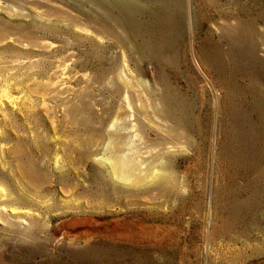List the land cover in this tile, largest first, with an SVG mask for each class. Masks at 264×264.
<instances>
[{
    "label": "rangeland",
    "instance_id": "374dc122",
    "mask_svg": "<svg viewBox=\"0 0 264 264\" xmlns=\"http://www.w3.org/2000/svg\"><path fill=\"white\" fill-rule=\"evenodd\" d=\"M7 1L0 0V30L11 27L14 40L5 47L0 43V73L9 74L11 82L38 71L92 74V79L73 81L79 91L70 90L69 95L79 109H72L71 116L66 117L61 107L46 113L40 105L32 107L34 112H11L10 124L17 127L11 128L8 145L17 149H9L8 159L15 167L19 161L33 162L56 186L55 198L65 194L59 185H75L71 201L89 199L91 209L74 215H58L56 210L33 232L12 225L11 210L3 211L8 219H0V264H219L224 259L216 261L213 244L216 236L220 241L218 232L234 237H226L224 243L231 242V263L240 264L238 246L257 235L258 219L264 214V0H136L144 10L136 16L140 24L134 39L112 18L100 20L97 15L102 12L92 0ZM155 14L162 20L155 21ZM143 37L160 50L137 53L135 44ZM117 71L133 74L141 90L158 82L156 92L181 99L175 108L179 124L164 120L152 107L154 122H141L137 129L124 114L107 115L109 106L116 110L126 104L119 86L108 84ZM142 93L149 103L145 90ZM52 112H57V119ZM74 112L88 117V123L72 120ZM123 124L133 134L128 139L143 162L141 172L158 160L157 164L171 162L179 189L150 197L134 191L141 189L131 182L103 179V166L95 157L106 156L108 139L100 141L98 153L84 155L75 138ZM54 134L61 142L57 167L43 161L54 152Z\"/></svg>",
    "mask_w": 264,
    "mask_h": 264
},
{
    "label": "bare ground",
    "instance_id": "6f19581e",
    "mask_svg": "<svg viewBox=\"0 0 264 264\" xmlns=\"http://www.w3.org/2000/svg\"><path fill=\"white\" fill-rule=\"evenodd\" d=\"M4 2H8V1L4 0ZM92 3L98 10H100L102 12V13L97 15L98 18H100V20L106 21L107 19L112 18L119 26H121L122 28H124L128 32L130 37H132V38L138 37L137 33L139 32V30H138L137 25L140 24L139 23L140 19H138L136 16L138 13L143 12V10H144V8L141 6V4L139 2H137L136 0H92ZM1 5L2 4H0V6ZM9 7L10 6L8 5V3L5 5L3 4V8L5 9V11ZM161 8H163V6ZM167 10L169 11L168 8H167ZM148 12H149V10H148ZM170 12H168V13H170ZM172 12H173V10H172ZM156 13H158V12H156ZM141 15H142V13H141ZM149 16H151V15H149ZM169 16H166V17H169ZM171 16H174V15H171ZM155 17H156L155 21L162 20V18H160L161 16L159 17V14H155ZM151 19L152 18H150V20ZM0 24L2 26V23H0ZM10 29H12V28L10 27ZM10 29H9V27L5 26L4 30H3V28H2V30H0V43L3 47L7 46L10 43L11 39L14 40V38L11 37V35H10ZM19 38H22V37H19ZM19 38H18V40H20ZM29 39H32V38L31 37L28 38V41H30ZM35 40H37V38ZM20 41H22V40H20ZM31 42L33 43V41H31ZM35 43L38 44V40L35 41ZM154 44H156V43H154ZM135 48L137 50V53L138 52L146 53V52L155 51V50H156L155 52H158L160 50V47L158 45L153 46V43L146 40L145 38L142 41L136 42ZM151 53H153V52H151ZM5 55H3V56H5ZM144 59H145V57H144ZM5 61H7V60H5ZM22 63H23V61H22ZM1 64H3V63H1ZM26 66H28V65H26ZM5 67H6V65H5ZM6 68L8 69L9 67H6ZM3 69H5V68H3ZM7 69H5V70H7ZM62 70L63 69H60L59 72L55 71L53 73H47L46 75L39 73L40 71H38V73L32 72L33 74L29 75L30 72L28 71L29 73L27 75H25V78H23L20 75L22 78L21 79L17 78V80H14L15 82H11L13 79L10 81L11 78H10L9 74L7 75V74H2V72L0 73L1 74V77H0V219L7 220L8 217L4 215L5 212H3V211H10L11 210V212H9V213H11L14 216L13 218H15L14 221L11 222V224L23 226L24 228H28L29 231H32V232H33L34 226L36 227V225L39 224L40 221H42L43 224H45V222H47V218L50 215H53V212H55L56 210H60V212L58 211V215H60L61 213H68V212H72V214L74 215V213H78L79 211H87V207L89 206L88 204L91 203L90 200L86 199V198L84 200H81V201L76 200L77 202H75V204H74V202L71 201L73 198L72 196L76 195L75 185L72 186V185L66 184L67 187H64L63 185L62 186L59 185L60 188L59 187L58 188L60 189V191L62 190L65 194H62V196L60 198H55L54 195L57 191L56 186H53L51 184L52 180L47 182V179H45L46 178L45 173L40 168L36 167V165L33 162H29V164L24 165V164H21V161H19L20 163H18L15 167L8 159L9 149L12 148L8 145L9 142H11V140L9 139L11 136V128L13 129L14 126H16V125L10 124V114H12L11 112H14L17 109L19 111H24V113L26 111V113H27V111H33L32 107H34V110H36L35 108H37V107H35V106L40 105V106H42V108L45 107V109H44L45 111L50 110V109L51 110L53 109L55 111L56 110L55 108L61 107L64 115H66V117H67V116H71L72 109L78 108L77 107L78 103L73 106V104L71 102V101H73V100H71L73 96L69 95L70 90H73V91L77 90V92L75 91L76 93H78V91H79L78 88L77 89L74 88L75 85H73V81H75L77 79V82H79L78 77H82L83 79L86 77V78L90 79L92 77V74L89 71L88 72L82 71L83 73L80 72L81 74L78 73L79 71L78 72L76 71V73H74L75 72L74 71L73 72L74 74H73L70 71H66V70L62 71ZM25 71H27V70H25ZM25 71H23V72H25ZM124 72H118L117 71V73L114 74L115 76H112V78H110L108 80V84L113 85V86H119L118 87L119 90L122 91V95L126 99V101H124V102H126V104L124 106L120 104L116 110H115V108L112 110L111 106H109L111 108V110H110V108H109V111L107 109V111H108V112L106 111L107 115L111 114V116H112V114H113V116H118L120 114H124L125 118H128L127 120L130 121L132 129H137L138 124L148 122L150 125V122H152V121L154 122L153 118L151 117V112L149 110V107H152L153 113L160 115L164 120L171 121L176 125L179 124L178 123L179 116L177 115L178 113L176 114L175 108H176V103L178 104V106L180 105L179 101L181 99L179 101H177L178 98L176 100L175 99L176 97H174L171 93H162L161 94L159 91L156 92V89L158 88V85H159L158 82H155L154 83L155 86H153V87L144 86L143 89L141 90L139 88V85H137V83L134 82V75L124 73ZM25 73H27V72H25ZM23 76H24V74H23ZM93 76H94V74H93ZM11 77H14V76L12 75ZM44 78H46V81ZM140 78H138V79H140ZM84 80L86 81V79H84ZM76 85H79V84H76ZM143 90H145L148 98L150 99L149 103H146V101L144 102L145 99L143 100V97H144L143 93H142ZM134 96L137 98L136 101H134V98H133ZM49 101H53L54 103H52V105H50ZM181 106H182V104H181ZM79 107H81V106H79ZM83 107L84 106H82V108ZM104 112H105V110H104ZM46 113H47V111H46ZM56 113L57 112H55V114ZM76 113L74 112L75 116L72 115V118H73L72 120H75L76 122H78L80 124L82 123L83 125L88 123V120H89L88 117L83 116V115L79 116V114L76 115ZM181 113H183V112H181ZM43 114H44V112H43ZM52 114H53V117L56 116L54 114V112H52ZM141 114L144 115L146 122L145 121L143 122ZM39 115H37V116H39ZM49 118L51 119V113H50ZM36 119H37V117H36ZM55 119H57V117H55ZM113 119H115V118H113ZM27 120H29V119H27ZM38 121H40V119ZM54 121L55 120L53 118L52 122H54ZM75 121H74V123H76ZM114 121H117V120L115 119ZM12 122H14V121H12ZM110 124H111V122H110ZM112 124H113V122H112ZM28 125L29 124H27V127H28ZM127 126L128 125L123 124V126L122 125L117 126L119 128H116L115 130H111L110 128L107 127L105 130L97 131V132H95L96 130L95 131L90 130V132L86 133V136L78 138V136H79L78 135L77 138H75V139L77 141L79 140L78 142H80L82 147H84L83 148L84 149L83 150L84 155H92L94 153H98L99 150H98L97 146H98V144H100V141H103V139H105V140L108 139V145L110 146V148L108 151H105L106 154L105 153L104 154L106 156L100 155L98 157H95V159L103 166V168H100V170H99V171H101L100 173H101V176L103 177V179H107L109 177H112V178L122 180L125 182H131L128 184H130L132 187L136 186L137 189H138V187L141 189V190H139V189L135 190V188H134V191L140 192L143 195L144 194L150 195V197H151V194H153V195L155 194V195H157V197L163 196V195L165 196L166 193H168L169 191L172 192V191H174V189H179L180 184H179L178 178L176 176V174H178V173L175 174V172L170 168L171 162L169 163L168 161H166L165 163L161 162L162 163L161 164L159 162V164H157L159 161L158 160L156 162L157 165L155 163L154 164L151 163L150 165L146 166L147 168L143 172H141L142 171L141 165L143 162L140 161L134 155V152H133L134 147L132 146L133 143L129 142V139H128V137L132 138L133 134H129L130 131L125 129V128H127ZM146 126H148V125H146ZM164 128H166V129H163V130H166V131L169 130L167 127H164ZM14 129H13V131H14ZM16 129H18V128H16ZM23 129H25V127ZM170 129L173 130V129H175V127H173L171 125ZM19 130H20V128H19ZM15 131H17V130H15ZM25 131H26V129H25ZM32 131H33V129H32ZM104 131H106V134ZM20 132H17V133H20ZM23 135H25V134H23ZM31 135H32V133H31ZM106 135H107V138H104ZM52 138H53L52 140L55 144L54 145V147H55L54 152L51 153L52 155L50 154L49 157L47 156L48 158H46V156H45L43 158V161H44V163L47 161L48 164L51 163L53 167H57V165L60 164V157L61 156L59 157L60 152L58 150L61 147L60 146L61 142H60V140H57V136H55V134L52 136ZM75 139L73 141H76ZM77 141H76V143H78ZM76 145H78V144H76ZM183 145L184 144H182V147H183ZM164 147H165V145H164ZM15 148L16 147L13 146V149H15ZM13 149H11V150H13ZM164 150H167V147H165ZM160 152H162V150ZM156 153H158V152H156ZM15 154H17V153H15ZM41 154H42V152H41ZM46 155H48V154H46ZM27 157H29V156H27ZM60 168H62V167H60ZM142 169H143V167H142ZM52 174L54 175L53 172H52ZM179 180H181V178ZM73 181H75V180H73ZM111 186H113V185H111ZM233 189H235V188H233ZM129 192L132 193L133 190H130ZM171 192L169 193V195L171 194ZM232 192L233 191H231V193ZM142 194L140 196H142ZM63 195H65V197ZM70 197H72V198H70ZM129 203H132V202H129ZM8 208H11V209H8ZM89 208L90 207H88V209ZM225 208H227V207H225ZM215 209H217V208H214L213 210H215ZM210 212L212 214L211 206H210ZM215 213H217V212H215ZM56 215H57V212H56ZM222 215H224V214H222ZM259 218L260 219H258L259 220L258 224L256 223L257 224V227H256L257 228V235L254 238H249V237L245 238L240 243V245L238 246L239 255H240V259H238V260H240V264H264V214ZM77 219H78V217L73 219V221L71 222L72 225H74L77 222ZM24 222H27V224H24ZM34 230H35V228H34ZM217 234L220 237V241L218 240V238L216 236V238L214 239V242H213L214 247L216 246L215 249L217 250L216 261L217 260L220 261V260L224 259L221 262L218 261L219 264H233V263H231V261L235 257L234 254H233L232 259H230V260H229V256H228L230 248L232 249L231 242L230 243L229 242L224 243V241L226 240V237L230 241H234V237L229 236V233H225V232H218ZM28 237H29V235L27 236V238ZM216 239H217V241H216ZM204 242H206V240H204ZM235 247H237L236 244H235ZM206 249H207V253L210 252V245ZM232 251H233V249H232ZM207 255H209V254H207ZM225 259L228 260L229 262L227 261V263H226ZM238 263H239V261H238Z\"/></svg>",
    "mask_w": 264,
    "mask_h": 264
}]
</instances>
